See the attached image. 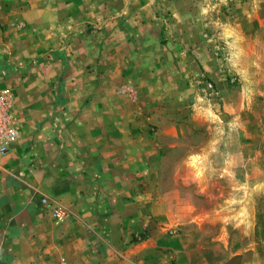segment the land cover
<instances>
[{
	"label": "rangeland",
	"instance_id": "rangeland-1",
	"mask_svg": "<svg viewBox=\"0 0 264 264\" xmlns=\"http://www.w3.org/2000/svg\"><path fill=\"white\" fill-rule=\"evenodd\" d=\"M77 66L89 88L146 107L132 166L107 171L138 194L137 252L165 264H264V0H0V90L15 95L20 131L1 160L0 264L5 209L32 193L57 223L67 218L49 182L55 134L40 95ZM72 156L63 190L83 186Z\"/></svg>",
	"mask_w": 264,
	"mask_h": 264
},
{
	"label": "crops",
	"instance_id": "crops-1",
	"mask_svg": "<svg viewBox=\"0 0 264 264\" xmlns=\"http://www.w3.org/2000/svg\"><path fill=\"white\" fill-rule=\"evenodd\" d=\"M55 65L58 66L56 61L49 73L55 71ZM84 69L77 66L71 75L66 71L62 79L50 81L48 97L40 95L42 104L48 102L51 105L49 120L55 134V142L50 143L54 156L49 182L56 191L59 204L65 208L67 218L57 223L49 209L42 207L40 201H34L32 193L31 202L20 205L16 212L5 209L1 216L11 215V219L3 239L2 264L166 263L162 254L154 258L153 250L137 252L133 235L141 225L138 194L132 190L131 179L112 182V177H107L110 168L125 170L132 166L129 158L137 145L133 133L141 128L137 119L146 107L135 103L138 106L135 105L132 111L131 106H134H130L126 97L117 94L107 97L99 88V82L88 81L92 84L89 88L82 79ZM60 89L65 98L58 93ZM41 112H37V118ZM69 153L73 155L75 172L70 177L73 183L83 186L63 190L69 174L66 171L64 175L62 170L69 168ZM115 153L125 158L112 157ZM108 183L112 187L106 191ZM128 187L129 190H125ZM31 195H27L28 198ZM143 254L146 256L142 257Z\"/></svg>",
	"mask_w": 264,
	"mask_h": 264
},
{
	"label": "built area",
	"instance_id": "built-area-1",
	"mask_svg": "<svg viewBox=\"0 0 264 264\" xmlns=\"http://www.w3.org/2000/svg\"><path fill=\"white\" fill-rule=\"evenodd\" d=\"M19 137L15 95L11 89H2L0 90V167L2 158L12 151ZM42 203L47 205L49 201L43 199ZM54 215L60 218L63 213L61 210L55 209Z\"/></svg>",
	"mask_w": 264,
	"mask_h": 264
}]
</instances>
